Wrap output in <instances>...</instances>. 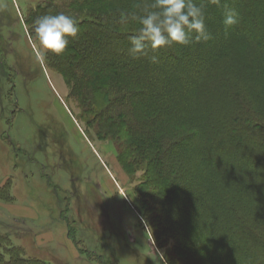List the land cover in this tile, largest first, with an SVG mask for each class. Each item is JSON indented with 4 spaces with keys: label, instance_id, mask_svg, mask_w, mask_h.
Returning <instances> with one entry per match:
<instances>
[{
    "label": "trees",
    "instance_id": "trees-1",
    "mask_svg": "<svg viewBox=\"0 0 264 264\" xmlns=\"http://www.w3.org/2000/svg\"><path fill=\"white\" fill-rule=\"evenodd\" d=\"M147 2L42 0L25 22L34 32L46 14L77 19L78 36L45 61L71 83L87 125L113 142L123 168L143 170L135 189L143 224L167 263L264 264V0H195L212 39L133 58L140 25L122 23L120 12L142 15ZM105 3L111 9H92ZM226 7L238 13L227 29ZM7 190L0 196L10 200ZM0 264L46 263L0 235Z\"/></svg>",
    "mask_w": 264,
    "mask_h": 264
},
{
    "label": "rangeland",
    "instance_id": "rangeland-1",
    "mask_svg": "<svg viewBox=\"0 0 264 264\" xmlns=\"http://www.w3.org/2000/svg\"><path fill=\"white\" fill-rule=\"evenodd\" d=\"M40 1L0 0V235L46 264H162L135 190L143 170L123 168L71 83L37 59L25 16Z\"/></svg>",
    "mask_w": 264,
    "mask_h": 264
},
{
    "label": "clouds",
    "instance_id": "clouds-1",
    "mask_svg": "<svg viewBox=\"0 0 264 264\" xmlns=\"http://www.w3.org/2000/svg\"><path fill=\"white\" fill-rule=\"evenodd\" d=\"M219 5L220 0H209ZM122 23L132 20L140 25L135 34L130 37V55L133 58L147 56L148 49L153 51L173 44L189 45L193 41L201 42L212 39L206 27L204 6L195 0H149L143 5V14L120 12ZM222 23L225 29L238 23V13L234 9L225 8ZM34 32L39 42L37 59L44 60L45 52L57 56L62 55L69 45V37L76 38L79 33L78 21L75 17L64 12L50 13L34 21ZM152 63H157L156 56L149 57ZM162 264H167L166 257Z\"/></svg>",
    "mask_w": 264,
    "mask_h": 264
}]
</instances>
